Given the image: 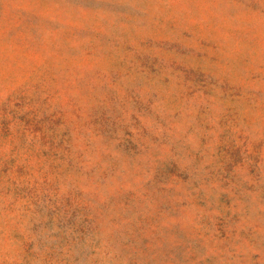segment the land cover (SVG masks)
Masks as SVG:
<instances>
[{
    "label": "rangeland",
    "instance_id": "rangeland-1",
    "mask_svg": "<svg viewBox=\"0 0 264 264\" xmlns=\"http://www.w3.org/2000/svg\"><path fill=\"white\" fill-rule=\"evenodd\" d=\"M0 264H264V0H0Z\"/></svg>",
    "mask_w": 264,
    "mask_h": 264
}]
</instances>
